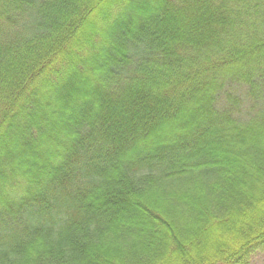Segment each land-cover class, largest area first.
Here are the masks:
<instances>
[{
	"label": "trees",
	"instance_id": "trees-1",
	"mask_svg": "<svg viewBox=\"0 0 264 264\" xmlns=\"http://www.w3.org/2000/svg\"><path fill=\"white\" fill-rule=\"evenodd\" d=\"M263 249L264 0H0V264Z\"/></svg>",
	"mask_w": 264,
	"mask_h": 264
},
{
	"label": "rangeland",
	"instance_id": "rangeland-1",
	"mask_svg": "<svg viewBox=\"0 0 264 264\" xmlns=\"http://www.w3.org/2000/svg\"><path fill=\"white\" fill-rule=\"evenodd\" d=\"M218 237H219V236H218ZM218 237L212 241V243H211L212 247H211V246H208V247L206 248V250H205V253H206V254H209L210 252H212L214 246H216L217 243L220 242V241H223V240H224V241H226L227 243H230V241H229L228 239H224L225 236H222V237H221L223 240H222L220 237H219V238H218ZM249 264H264V249H263L262 251H260L259 253H257V254L252 258V260L250 261Z\"/></svg>",
	"mask_w": 264,
	"mask_h": 264
}]
</instances>
